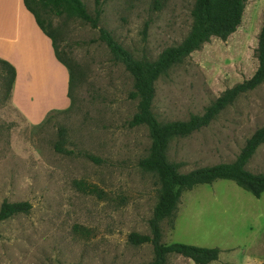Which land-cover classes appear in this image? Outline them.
Segmentation results:
<instances>
[{
  "label": "rangeland",
  "instance_id": "374dc122",
  "mask_svg": "<svg viewBox=\"0 0 264 264\" xmlns=\"http://www.w3.org/2000/svg\"><path fill=\"white\" fill-rule=\"evenodd\" d=\"M81 1L89 13L100 11V27L146 59L183 39L195 2L158 0L155 8L154 0ZM42 16L76 80L70 98L65 82L56 91L47 80L35 91L28 80H18L14 100H24V117L11 104L0 65V206L31 204L28 213L0 222V264H151V244L128 241L131 232L149 233L158 189L155 176L139 166L150 144L147 130L128 124L136 110L129 97L131 76L89 23L66 14ZM263 23L264 0H246L234 33L226 40L211 38L155 83L157 119L186 120L249 78L257 68ZM263 125L264 82L208 126L171 141L167 156L182 172L230 162ZM61 129L63 150H58ZM246 168L264 173V143ZM161 227L165 244L220 248L210 264H264V192L257 198L223 179L195 186L182 193L173 220ZM166 264L195 263L169 254Z\"/></svg>",
  "mask_w": 264,
  "mask_h": 264
},
{
  "label": "trees",
  "instance_id": "16d2710c",
  "mask_svg": "<svg viewBox=\"0 0 264 264\" xmlns=\"http://www.w3.org/2000/svg\"><path fill=\"white\" fill-rule=\"evenodd\" d=\"M95 2L98 4L99 0ZM158 3V0L153 1L155 8ZM23 4L34 16L39 28L51 39L57 60L68 71L69 98L76 80L74 67L61 56L55 35L48 29V22L42 16L43 13L77 17L96 28L99 40L105 43L113 60L120 63L131 76L132 89L129 97L135 100L136 110L128 124L131 127L144 126L147 130L150 140L148 153L139 160V166L155 176L158 189L157 200L148 219L149 233L131 232L128 241L133 245L151 244L153 252L151 264H166L169 254L180 255L195 264H210L218 260L221 252L218 247L182 242L163 243L161 224L165 220H173L182 193L198 185L211 184L220 179L230 180L254 197H260L264 192V173L252 172L246 165L258 147L264 143V125L247 138L238 155L230 162H219L182 172L178 163L169 160L167 152L171 141L188 137L208 126L240 95L264 82V23L257 35L255 48L257 68L249 78L225 89L202 112L192 114L186 120L162 122L152 110L155 83L211 38L226 40L234 33L241 24L246 0H195L190 12L192 23L187 34L179 43L163 49L154 59L138 58L123 47L109 30L98 25L100 11L96 9L94 14L89 13L81 0H23ZM0 65L7 93H10L16 75L15 68L1 58ZM63 142L64 131L61 129L56 149L63 150L61 148ZM30 208L31 204L27 201H4L0 206V222L19 213H28Z\"/></svg>",
  "mask_w": 264,
  "mask_h": 264
},
{
  "label": "crops",
  "instance_id": "0c3cea01",
  "mask_svg": "<svg viewBox=\"0 0 264 264\" xmlns=\"http://www.w3.org/2000/svg\"><path fill=\"white\" fill-rule=\"evenodd\" d=\"M0 58L15 68L10 101L24 117L27 114L24 100H14L18 80H28L35 91L44 88L47 80L52 82L56 91L58 84L65 82L67 94L68 71L57 60L51 39L39 28L23 0H0ZM38 102L33 104L37 112L40 109ZM50 107L43 108L42 113Z\"/></svg>",
  "mask_w": 264,
  "mask_h": 264
}]
</instances>
